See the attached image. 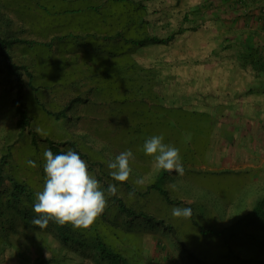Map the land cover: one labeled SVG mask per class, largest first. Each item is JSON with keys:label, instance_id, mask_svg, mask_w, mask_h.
Returning <instances> with one entry per match:
<instances>
[{"label": "trees", "instance_id": "1", "mask_svg": "<svg viewBox=\"0 0 264 264\" xmlns=\"http://www.w3.org/2000/svg\"><path fill=\"white\" fill-rule=\"evenodd\" d=\"M44 1L42 20L28 22H31L33 28L45 34L46 37L50 36V33L65 31L64 34L61 33V36H53L54 41L42 42L37 39L23 38L16 33L17 31L9 30L0 24V88L12 91L10 114L13 115L11 118L14 123L10 128V136H13V132L18 134L16 140H8L1 145L4 153L0 163V255H4L6 251H12L9 259L13 260V264H57L58 253L60 255L65 250L72 249L102 264H132L124 255L126 247L121 235L137 222L138 226L144 227L163 226L176 237L189 256L199 264H264V184L259 187L257 198L254 196L249 200L244 197L246 201L240 203L239 209L244 206L249 208L237 213L233 212L228 223L217 222L220 221L219 218L215 219V224L211 219L201 221L200 218L207 215V208L202 205L199 208L194 204L188 205L181 198H177L175 189L169 187L177 175L175 172L158 170L155 176L143 185L134 183L137 175L133 173L128 182H118L110 176L111 170L107 168V162L104 161L101 152L88 145L84 134L73 133L69 138L54 137L43 135L39 129L35 128V118L31 115L28 95L36 92L38 87L34 82L30 66L27 63L17 62L14 53L16 50L22 53L36 52L39 47L44 49L41 50L43 56L46 49L51 50L56 44H59L62 50L64 46L80 41L86 44L84 47L86 55L82 57L86 70L77 78L72 74L67 75L66 80V85L69 86L70 83V87L77 91V96L58 111L44 107L48 118H53L55 123L71 121L72 115H69V112L81 102L82 94L78 91L81 92L85 84L92 86L90 91L95 92V95L102 96L106 103L113 105L112 115L119 111L118 109L135 112L136 115L137 112L148 116L153 113L158 117L168 112L164 113L165 109L162 110L158 95L153 90L154 85L157 84L159 72L153 67L140 65L130 55L131 48L136 46H144L147 43H167L173 39V36H168L167 39L159 36L142 38L135 36L138 29L137 21H142L143 24L147 21L146 5L137 3L136 0H107L97 6L87 5L77 8L74 4L76 0ZM3 17L4 13L0 8V21ZM69 18L71 19L67 20ZM8 22L6 25H11V21ZM238 40L234 42H240L244 46L243 51L248 50L247 55L245 53L246 56L244 53L240 56L243 58V66L257 65L264 60L253 56L254 53H258L259 48ZM228 42L231 44L229 40L225 44ZM47 58L50 61L52 54ZM57 61L56 66L62 72L67 67L68 60L63 59L62 65L59 64L60 59ZM47 63L44 60L40 62L43 66H47ZM51 66L53 67L52 63ZM84 98L86 102L87 97ZM149 101L154 105L150 107ZM103 119L105 120V117ZM114 124L120 126L119 123ZM150 125L148 121L135 123L118 131L120 140L115 143H124L123 147L130 149L134 154L135 159L130 161V164L139 160L142 164L136 170L142 175L150 173L153 158L145 154L143 145L148 138L161 135L164 137V143L173 142L171 145L180 150L182 162L187 165L190 153L193 151L191 145H186L182 141L179 144V139H176L177 142L173 141L166 135L168 133L164 134L160 131L152 133L151 127L148 129ZM139 131L144 133L141 135ZM99 136L108 142L112 140L110 131L106 128ZM21 144H24L25 150L24 154L19 155L16 153L18 150L16 148L21 147ZM45 149H50L54 155L66 152L68 149L76 151L88 163L90 172L99 180L108 199L107 209L113 212L104 213L88 231L76 230L71 225L61 227L56 224L55 226L52 222L45 229L37 228L32 223V220L36 218L33 205L36 202L35 193L42 190L45 181L46 161L43 155ZM28 160L36 161L35 163L41 168V176L39 175L43 181L41 184L36 179L21 177L22 167L35 169V167H29ZM186 165L183 166L186 167ZM109 184L116 186L115 195L107 193ZM120 191L123 193L120 194ZM153 199L164 201L170 209L181 206V208L190 207L191 218L186 221L178 218V222L185 221V225L189 226L190 230H195L198 236L192 238L188 235V231L182 234L174 217L172 219L157 217L154 213ZM216 200L221 199H217L215 194V202ZM182 236L190 241L188 244L195 241L196 247L204 248L212 244L214 250H208L207 256H213L215 259L208 260L201 257L198 249L190 248ZM57 240L60 244L55 243ZM129 240L131 244L136 245L132 243L131 237L127 241ZM246 251H250L251 256H244ZM1 256L0 264H2ZM64 256L62 257L66 259V255Z\"/></svg>", "mask_w": 264, "mask_h": 264}, {"label": "rangeland", "instance_id": "2", "mask_svg": "<svg viewBox=\"0 0 264 264\" xmlns=\"http://www.w3.org/2000/svg\"><path fill=\"white\" fill-rule=\"evenodd\" d=\"M104 1L107 0H76L74 4L75 7L82 8L87 5L97 6ZM136 1L146 5L148 12L146 11V23L137 21L138 29L136 31L138 33L136 32L135 36L139 38L159 36L164 39L173 36V39L167 43H147L130 50V55L140 65L153 67L159 72L157 84L154 85L153 90L158 95V102L163 108L162 110L165 109L164 113L168 111L166 113L168 115L164 114V116L158 117L151 113L148 116L140 115L139 112L136 115L135 112L130 113L120 109L112 115L111 107L113 105L106 103L102 96L95 95V92L90 91L92 86L85 84L83 88L81 87V92L78 91L82 94L81 102L69 112V115H72L71 121L55 123L53 118H48L44 107L58 111L77 96V91L70 87V83L67 86L66 80L67 75L72 74L77 78L86 70L82 58L83 55H86V48H84L86 44L80 41L64 46L62 50L60 45L56 44L51 50L46 49L43 56L41 55L43 48L39 47L36 52L22 53L16 50L14 53L17 62L27 63L30 66L34 82L38 87L36 92L28 95L31 115L35 118V128L39 129L43 135L54 137L69 138L73 133H82L85 135L88 145L101 152L104 161L108 162L127 150L123 147L124 143H115L120 140L118 131H122L124 127L135 125V123L148 121L151 124L148 129L151 127L152 133L153 131L168 133L166 135L173 141L177 142L176 139H179V144L182 141L186 145H191V149H193L187 165L183 163L186 165L184 175L177 174L170 183L175 184L177 198H181L188 205L194 204L198 208L200 205L205 206L207 215L201 217V221L211 219L215 224V219L219 218L220 221L217 222L226 224L232 218L233 212L237 213L249 208L244 206L239 209V205L246 201L244 197L249 200L254 196L257 198L258 189L261 187L259 182L253 181L255 173L259 177L258 172L251 171L249 165L243 162L231 164L228 161V156H232L228 154V147L233 145L231 137H234L239 130L235 127V122L243 116L241 111L236 110L237 107L243 109V102L235 98V93L238 90L243 94V89L239 88H242L243 84L250 79V75L244 73L243 58L240 57L243 53L245 55L244 46L240 42H234L236 39L242 41L241 36L245 33L243 29L237 32L238 27H236L235 21H229V24L227 21L217 22L221 20L216 19L215 12L219 11L215 9L217 6L215 0ZM239 1L241 2V0ZM44 4V0H0V8L4 13L0 24L9 30L17 31L16 33L23 38L37 39L42 42L54 41L53 36H61V33L64 34L65 31L50 33V36L46 37L45 34L35 30L31 22H28L42 20ZM216 4H218V0ZM260 4L261 1L256 3V11ZM236 6H240V3L237 2ZM237 12L239 11L236 8L224 11L225 15L234 13L232 16H237L238 21H242V15ZM8 21H11V25H6ZM228 40L231 41V44L229 42L225 44ZM51 54L52 58L48 61L47 57ZM59 59L61 60L60 65L64 62L63 59L68 60L67 67L62 72L56 66ZM41 60L48 62L47 66L41 65ZM6 90L0 88V163L4 153L2 143L16 140L18 135L13 132V136H10V128L14 123L11 118L13 115L10 114L12 91ZM84 97H87L86 102ZM148 104L150 107L154 105L151 101ZM246 105L248 106V103ZM247 106L245 109L251 110V107ZM256 114L254 118L260 120L262 114L259 112ZM106 118L108 119L106 120ZM112 122L119 123L120 126ZM105 128L110 131L112 140L110 139L109 142L99 136ZM143 131L138 133L142 135ZM16 149H18L16 153L19 155L24 154V144ZM140 164L142 162L139 160L131 163L132 173L137 175L136 180L142 179L143 184H147L158 169L152 164L150 173L142 175L137 171ZM245 165L247 166L245 167ZM20 172L23 179L33 178L40 184L43 182L40 177L41 168L37 164L34 170L22 167ZM260 182L262 183L263 180ZM122 193L120 191V194ZM215 194L217 199H221L220 201L216 200L215 202ZM152 202L155 203L154 213L157 217L166 219L174 217L172 209L164 201L153 199ZM107 211L110 210L106 209L104 213ZM112 212L113 210L108 213ZM197 212L200 215L199 210ZM173 219L182 234H186L188 231L190 237L198 236L195 230H190L189 226L185 225L186 219L179 222L178 218L174 217ZM119 221L122 220L119 219ZM54 225L56 226V224ZM136 225H132L121 235L126 247L124 255L129 258L130 263L199 264L189 256L176 237L165 230L163 226L144 227L143 225L138 226L137 222ZM130 237L132 243L136 245L131 244L130 240L127 241ZM182 238L187 244L190 243L184 236ZM58 241L54 242L57 244ZM30 242L35 241L30 240ZM195 243L193 241L188 246L195 250L198 249L201 257L208 260L215 259L213 256H207L208 250H214L212 244L203 248L196 247ZM11 253L12 251H6L4 255H0L2 264H10ZM251 254L250 251H246L243 255L251 256ZM75 258L80 260L82 257L76 255ZM70 261L64 260L63 263H56L71 264ZM89 262H91L90 264H102L99 261L91 260Z\"/></svg>", "mask_w": 264, "mask_h": 264}, {"label": "clouds", "instance_id": "3", "mask_svg": "<svg viewBox=\"0 0 264 264\" xmlns=\"http://www.w3.org/2000/svg\"><path fill=\"white\" fill-rule=\"evenodd\" d=\"M261 8L262 4L259 7L260 14ZM143 150L146 155L153 158L156 169L184 175L180 150L164 143L163 136L148 138ZM43 155L46 161L44 165L46 176L42 190L35 193L36 202L33 210L36 218L32 223L39 229L47 228L52 222L61 227L71 225L76 230H90L108 207V199L99 180L90 172L88 163L72 149L55 155L50 149H45ZM134 159V154L129 149L121 152L114 160L108 161L107 168L111 170L109 174L112 179L128 182L133 171L130 161ZM27 163L29 167H36L32 160H28ZM134 183L143 185L144 181L137 179ZM169 187L174 190L175 184H170ZM107 193L115 195L116 186L109 184ZM172 215L176 218L189 219L192 216V209L174 207Z\"/></svg>", "mask_w": 264, "mask_h": 264}, {"label": "crops", "instance_id": "4", "mask_svg": "<svg viewBox=\"0 0 264 264\" xmlns=\"http://www.w3.org/2000/svg\"><path fill=\"white\" fill-rule=\"evenodd\" d=\"M259 0H215V9L219 11L216 14V19H220L221 21H217L219 23H223L227 21H235L238 27L237 32L243 29L244 35L241 36L242 41L246 45L254 46L255 48H259L258 53H254V57L258 59H264V24L261 21V14L259 10H255L256 3ZM240 3V6H236V3ZM238 9L240 15H242V21H238L237 16L234 17L232 14L225 15L224 11H228V9ZM238 21V23H237ZM248 50H245L247 55ZM259 63V62H256ZM264 60L257 65H246L244 66V73L249 74V81L243 84V94L239 93L237 90L235 93V98L242 100L243 109L237 107V111H241L242 118H238L235 122V127H237L238 132L234 137H231L233 140V145L228 147V154L232 156H228V161L232 163H244L249 165L250 170L253 172H258L259 177H257L256 173L253 176V181L259 182L260 184H264ZM254 94V95H253ZM248 103V106L246 105ZM245 106L251 107V110L245 109ZM262 106V107H261ZM260 107V110L258 111ZM257 112L261 113V119L256 120L254 116H256ZM230 118V117H229ZM231 128V127H230ZM233 128L231 129V131ZM230 140V139H229ZM232 152V153H231ZM245 165V167L247 166ZM234 166V164H233ZM247 169V168H245ZM260 180H263L261 183ZM258 184V183H257ZM56 252V251H55ZM89 252V251H88ZM71 254L72 256H70ZM66 255V259L62 256ZM82 257L80 260H77L75 256ZM89 255V254H88ZM74 258H71L73 257ZM65 257V256H64ZM89 257V256H88ZM80 253L72 249H67L62 253H58L57 262H64V260H71L69 263L71 264H90L93 261L92 258H88ZM10 264H13V260L9 259ZM22 264V263H21Z\"/></svg>", "mask_w": 264, "mask_h": 264}, {"label": "built area", "instance_id": "5", "mask_svg": "<svg viewBox=\"0 0 264 264\" xmlns=\"http://www.w3.org/2000/svg\"><path fill=\"white\" fill-rule=\"evenodd\" d=\"M261 4H262V8L260 10H261V15H262V20L264 21V1Z\"/></svg>", "mask_w": 264, "mask_h": 264}]
</instances>
